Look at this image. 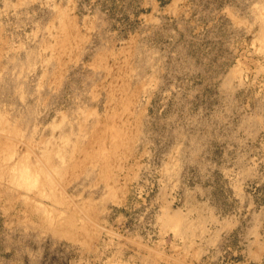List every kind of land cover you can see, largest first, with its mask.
Segmentation results:
<instances>
[{
    "label": "rangeland",
    "instance_id": "1",
    "mask_svg": "<svg viewBox=\"0 0 264 264\" xmlns=\"http://www.w3.org/2000/svg\"><path fill=\"white\" fill-rule=\"evenodd\" d=\"M262 37L264 0H0V264H264Z\"/></svg>",
    "mask_w": 264,
    "mask_h": 264
},
{
    "label": "bare ground",
    "instance_id": "2",
    "mask_svg": "<svg viewBox=\"0 0 264 264\" xmlns=\"http://www.w3.org/2000/svg\"><path fill=\"white\" fill-rule=\"evenodd\" d=\"M57 25L60 26V24H57ZM63 25H64V24H63ZM64 26H65V25H64ZM60 28H61V27H60ZM61 31H62V30H61ZM70 34H71V33H70ZM68 36H69V35H68ZM68 36H67V37H68ZM71 37H72V35H71ZM75 37H76V35H75ZM69 38H70V37H69ZM263 38H264V37H262V39H263ZM72 39H73V37H72ZM260 40H261V39H260ZM60 41H61V40H60ZM69 41H70V40H69ZM262 41H263V43H264V39H263ZM66 42H68V41H66ZM260 42H261V41H260ZM73 46H74V45H73ZM73 46H72V47H73ZM66 47H67V46H66ZM66 49H67V48H66ZM68 52H69V51H68ZM124 52H125V51H124ZM58 53H59V52H58ZM129 58H130V57H129ZM122 60H123V59H122ZM125 60H126V59H125ZM98 63H99V62H98ZM118 65H119V64H118ZM125 65H127V64H125ZM106 70H107V69H106ZM110 70H111V69H110ZM58 73H59V71H58ZM55 75H56V74H55ZM53 76H54V75H53ZM58 77H59V76H58ZM115 83H116V82H115ZM117 88H118V87H117ZM121 88H122V87H121ZM113 89H114V88H113ZM109 93H110V92H109ZM113 93H114V90H113ZM111 95H112V94H111ZM132 95H133V94H132ZM113 96H115V95L113 94ZM114 102H115V101H114ZM114 104H115V103H114ZM112 105H113V104H112ZM127 107H128V106H127ZM114 108H115V107H114ZM116 108H117V107H116ZM116 108H115V110H116ZM125 108H126V107H125ZM110 109H111V108H110ZM120 110H121V107H120ZM120 110H119L118 112H120ZM125 110L128 111L129 109H125ZM116 111H117V110H116ZM122 111H123V110H122ZM2 112H3V111H2ZM2 112H0V113H2ZM4 112H5V111H4ZM110 112H111V110H110ZM5 113H6V112H5ZM122 113H123V112H122ZM127 113H129V112H127ZM3 115H4V114H3ZM120 115H121V114H120ZM130 115H131V114H130ZM137 115H138V114H137ZM4 116H5V115H4ZM7 116H8V115H7ZM125 116H126V115H125ZM110 117H111V116H110ZM117 117H119V118L121 119V117H120L119 115H117ZM0 118H1V117H0ZM125 119H126V118H125ZM128 120H129V119H128ZM128 120H127V121H128ZM113 122H114V121H113ZM120 122H122V121H120ZM4 123H5V122H4ZM9 123H10V122H9ZM128 124H129V123H128ZM19 125H20V124H19ZM137 125H138V124H137ZM106 126H107V125H106ZM113 126H114V125H113ZM132 126H133V125H132ZM116 127H117V126H116ZM128 127H129V126H128ZM128 127H125V128H128ZM14 128H15V127H14ZM16 128H17V127H16ZM125 128H124V129H125ZM112 129H113V128H112ZM129 129L131 130V127H129ZM117 130H118V129H117ZM121 130H122V129H121ZM126 130H127V129H126ZM126 130H125V131H126ZM9 131H10V130H9ZM15 131H16V130H15ZM20 131H21V130H20ZM10 132H11V131H10ZM12 132H13V131H12ZM18 132H19V131H18ZM101 132H102V131H101ZM115 132H116V131H115ZM131 132H132V131H131ZM26 133H27V132H26ZM117 133H118V132H117ZM122 133H123V132H122ZM126 133H127V132H126ZM129 133H130V131H129ZM11 134H12V133H11ZM96 134H97V133H96ZM0 135H1V134H0ZM15 135H16V134H14V136H15ZM20 135H21V134H20ZM121 135H122V134H121ZM127 135H128V134H126V136H124V137H128ZM5 136H6V135H5ZM110 136H111V135H110ZM112 136L114 137V135H112ZM119 136H120V135H119ZM6 137H7V136H6ZM100 137H101V135H100ZM116 138H117V137H116ZM26 139H27V138H26ZM131 140H132V139H131ZM9 141H10V140H9ZM53 141H54V140H53ZM66 141H67V140H65V142H66ZM125 141H126V140H125ZM49 142H50V141H49ZM123 142H124V141H123ZM123 142H122V145H123L122 147H125V146H124L125 143H123ZM4 143H5V141H4ZM44 143H45V142H44ZM50 143H51V142H50ZM53 143H54V142H53ZM112 143H113V142H112ZM2 144H3V142H2ZM2 144H1V145H2ZM116 144H117V143H116ZM119 144H120V143H119ZM126 144H127V143H126ZM6 145H8V144H6ZM62 145H64V144H62ZM65 145H66V144H65ZM109 145H110V144H109ZM127 145H128V144H127ZM30 146H31V145H30ZM88 146H89V145H88ZM93 146H94V145H93ZM2 147H3V146H2ZM108 147H109V146H108ZM115 147H116V146H115ZM119 147H121V146H119ZM119 147H118V148H119ZM122 147H121V148H122ZM3 148H4V147H3ZM6 148H9V147L6 146ZM49 148H50V147H49ZM94 148H95V147H94ZM110 148H111V147H110ZM126 148H128V146H127ZM61 149L64 150V148H62V147H61ZM61 149H60V150H61ZM66 149H67V148H66ZM91 149H92V148H91ZM124 149H125V148H124ZM1 150H2V149H1ZM3 150H4V149H3ZM92 150H94V152H95V149H92ZM96 150H97V148H96ZM98 150H99V148H98ZM98 150H97V151H98ZM103 150H104V149H103ZM121 150H122V149H121ZM26 151H27V149H26ZM33 151H34V150H33ZM33 151H32V152H33ZM64 151H65V150H64ZM64 151H63V152H64ZM101 151H102V150H101ZM101 151H100V152H101ZM109 151H110V150H109ZM113 151H115V149H114ZM122 151H123V150H122ZM126 151H127V149H126ZM5 152H7V151H5ZM47 152H48V151H47ZM58 152H59V150H58ZM66 152H67V151H66ZM68 152H69V151H68ZM87 152H88V151H87ZM123 152H124V151H123ZM13 153H14V151H13ZM45 153H46V151H45ZM61 153H62V150H61ZM84 153H85V152H83V154H84ZM92 153H93V151H92ZM97 153H98V152H97ZM102 153H103V151H102ZM107 153H109V152H107ZM114 153H115V152H114ZM116 153H117V152H116ZM121 153H122V152H121ZM2 154H3V151H2ZM7 154L9 155V153H7ZM42 154H43V153H42ZM62 154H63V153H62ZM64 154L66 155L65 152H64ZM68 154L70 155V152H69ZM68 154H67V155H68ZM83 154H82V155H83ZM122 154L124 155V153H122ZM25 155H26V154H25ZM29 155H30V154H29ZM52 155H53V154H52ZM54 155H55V154H54ZM59 155H61V154H59ZM69 155H68V156H69ZM89 155H90L89 158H91V154H89ZM95 155H96V154H95ZM97 155H98V154H97ZM97 155H96V156H97ZM99 155H100V154H99ZM107 155H109V154H107ZM111 155H112V154H111ZM10 156H11V155H10ZM46 156H48V155L46 154ZM61 156H62V155H61ZM73 156H74V155H73ZM101 156H102V155H101ZM103 156L105 157V155H103ZM103 156H102L101 158L98 157V156H97V157L100 158V159H102ZM113 156H114V155H113ZM26 157H27V156H26ZM28 157H29V156H28ZM44 157H45V156H44ZM54 157H55V156H54ZM54 157H53V158H54ZM81 157H82V156H81ZM81 157H80V158H81ZM84 157H85V156H84ZM118 157H119V154H118ZM0 158H1V157H0ZM4 158H6V157H4ZM45 158H46V157H45ZM63 158H64V157H63ZM72 158H73V157H72ZM76 158L79 159L78 157H76ZM106 158H107V157H106ZM9 159H10V158H9ZM9 159L6 158V159H4V160H5V161H7V160L9 161ZM20 159H21V158H20ZM26 159H28V158H25V159H23V160L26 161ZM49 159H50V158H49ZM69 159H70V158H69ZM93 159H95V158L93 157ZM104 159H105V158H104ZM117 159H119V158H117ZM0 160H1V159H0ZM4 160L2 159V161H4ZM11 160H12V158H11ZM71 160H72V159H71ZM86 160H87V158H86ZM90 160H92V158H91ZM102 160H103V159H102ZM107 160H108V158H107ZM16 161H17V159H16ZM20 161H21V160H20ZM20 161H19V162H20ZM74 161H75V160H74ZM74 161H73V162H74ZM80 161H81V160H80ZM82 161H83V160H82ZM82 161H81V162H82ZM97 161H98V160H97ZM99 161H100V160H99ZM104 161H105V160H104ZM19 162H18V163H19ZM27 162H28V160H27ZM27 162H25L26 165H27ZM58 162H59V160H58ZM108 162H109V161H108ZM18 163L15 164V162H14L13 164L17 165ZM20 163L23 164L22 162H20ZM30 163H31V162H30ZM45 163H46V162H45ZM76 163H77V162H76ZM78 163H79V162H78ZM78 163H77V165L79 166ZM95 163H96V162H95ZM98 163H99V162H98ZM103 163H104V162H103ZM105 163H106V162H105ZM105 163H104V165H105ZM0 164H2V163H0ZM13 164H12V165H13ZM43 164H44V163H41V165H43ZM57 164H58V163H57ZM57 164L55 163L54 165H57ZM81 164H82V163H81ZM99 164H100V163H99ZM10 165H11V163H10ZM12 165H11V166H12ZM15 165H13V167L16 168ZM23 165H24V164H23ZM44 165H45V164H44ZM62 165H63V164H62ZM68 165H69V164H68ZM70 165H72V164H70ZM70 165H69V166H70ZM82 165H84V161H83V164H82ZM82 165H81V166H82ZM101 165H102V164H101ZM112 165H113V164H110V167H111ZM116 165H117V164H116ZM11 166H10V168H11ZM24 166H25V165H24ZM24 166H23L22 169H24ZM46 166H47V165H46ZM46 166H44V167H46ZM48 166H49V165H48ZM60 166H61V163H60ZM65 166H66V165H65ZM89 166H90V165H89ZM117 166L119 167V165H117ZM120 166H121V165H120ZM0 167H2V166H0ZM4 167H5V165H4ZM7 167H8V166H7ZM18 167H19V166H18ZM57 167H58V166H57ZM118 167H117V168H118ZM121 167H122V166H121ZM15 168H14V170H15ZM41 168H42V167H40V170H41L40 172H42V171L45 172V170H44L45 168H44V169H41ZM49 168H50V167H49ZM54 168H55V166H54ZM59 168H60V167H59ZM98 168H99V167H98ZM104 168H105V166H104ZM2 169H3V168H2ZM6 169H7V168H6ZM18 169H19V168H18ZM28 169H29V168H28ZM51 169H53V168H51ZM51 169H50V170H51ZM63 169H64V168H63ZM65 169H67V167H66ZM65 169H64V170H65ZM70 169H71V166H70ZM101 169H102V168H101ZM112 169H113V168H112ZM8 170H9V169H7V171H8ZM11 170H12V168H11ZM35 170H36V169H35ZM55 170H56V168L53 169V172H54L55 174H58V173L56 172L57 170H56V171H55ZM59 170H60V169H59ZM59 170H58V171H59ZM64 170H63V172H66V171H64ZM119 170H120V169H119ZM122 170H123V169H122ZM113 171H114V170H113ZM14 172H18V171H14ZM19 172L21 173V171H19ZM19 172H18V174H19ZM25 172H26V171H25ZM36 172H37V171H36ZM36 172H34V173H36ZM38 172H39V171H38ZM72 172H74V171H72ZM81 172H82V171H81ZM81 172H80V173H81ZM106 172H107V171H106ZM8 173H9V172H8ZM46 173H49V172H46ZM46 173H45V174H46ZM74 173H75V172H74ZM76 173H77V172H76ZM76 173H75V174H76ZM99 173H101V172H99ZM115 173H116V172H115ZM118 173H119V172H118ZM0 174H1V172H0ZM32 174H33V172H32ZM37 174H38V173H37ZM37 174H36V176H37ZM40 174H41V173H40ZM63 174H65V173H63ZM75 174H74V176H75ZM10 175H12V173L9 174V176H10ZM13 175H15V174H13ZM19 175H20V174H19ZM107 175H108V177L110 176V175H109V171H108V174H107ZM107 175H106V176H107ZM114 175H116V174H114ZM0 176H1V175H0ZM17 176H18V175H17ZM20 176H22V174H21ZM31 176H32V175H29V174H26V175L24 174V175H23V177L30 178V179H31ZM48 176H50V174H49ZM48 176H47V177H48ZM51 176H52V175H51ZM58 176H59V175H58ZM61 176H62V178H63L64 175H61V173H60V176H59V177L61 178ZM69 176H71V175L69 174ZM74 176H73V177H74ZM103 176H104V173H103ZM106 176H105V177H106ZM33 177H34V175H33ZM38 177H39V175H38ZM53 177H55V176H53ZM65 177H66V176H65ZM73 177H72V178H73ZM76 177L79 178L78 176H75L74 179H77ZM21 178H22V177H21ZM35 178H36V177H35ZM35 178H33V179H35ZM60 178H59V180L61 181ZM68 178H69V177H68ZM68 178H66V179H68ZM103 178H104V177H103ZM118 178H119V177H118ZM48 179H50V178H48ZM74 179H73V180H74ZM104 179H105V178H104ZM110 179L112 180L113 177H112V178L110 177ZM2 180H3V179H2ZM14 180H15V179H14ZM22 180H23V179H22ZM35 180H36V179H35ZM55 180H56V179H55ZM55 180H53V181H55ZM62 180H64V179H62ZM69 180H70V179H69ZM69 180H68V181H69ZM73 180H72V181H73ZM15 181H16V180H15ZM56 181H57V180H56ZM66 181H67V180H66ZM113 181H114V180H113ZM10 182H11V180H10ZM19 182H20V181H19ZM21 182L24 183L23 181H21ZM33 182H34V181H33ZM35 182H36V181H35ZM62 182H63V181H62ZM27 183L29 184L30 182L27 181ZM66 183H67V182H66ZM107 183H108V182H107ZM11 184H12V183H11ZM62 184H63V183H62ZM22 185H23V184H22ZM25 186H27V185H25ZM59 186H60V185H59ZM63 186H64V185H63ZM10 188H11V187H10ZM116 188H117V186H116ZM115 191H116V190H115ZM115 191H114V192H115ZM109 192H110V191H109ZM114 192L112 191L111 193L113 194ZM0 193L2 194L1 191H0ZM121 194H122V193H121ZM109 195H111V194H109ZM107 198H109V197L107 196ZM14 199H15V198H14ZM32 199H33V198H32ZM10 200H11V199H10ZM10 200H9V201H10ZM5 201H6V200H5ZM35 201H36V200H35ZM36 202H37V201H36ZM81 202H82V201H81ZM11 203H12V202H11ZM76 203H77V202H76ZM14 205H15V204H14ZM8 206H9V205H8ZM8 206H7V207H8ZM24 206H25V205H24ZM78 206H79V205H78ZM80 206H81V204H80ZM7 207L5 206V209H6ZM25 207H27V206H25ZM84 208H85V207H84ZM87 208H88V207H87ZM5 209H4V210H5ZM12 209H13V208H12ZM82 209H83V208H82ZM14 210H15V209H14ZM29 210H30V209H29ZM26 212H27V211H26ZM32 213H33V212H32ZM79 213H80V212H79ZM87 215H88V214H87ZM24 216H25V215H24ZM177 216H179V215H177ZM65 217H66V216H65ZM81 217H82V216H81ZM23 218H24V217H23ZM90 219L92 220V218H90ZM178 222H179V221H174V223H173L172 218L170 219V223H171V224L173 223V224L176 225V224H178ZM65 223H66V221H65ZM86 223H88V222H86ZM93 223H94V222H93ZM90 224H91V223H90ZM96 224H97V223H96ZM63 226H65V225H63ZM67 226H68V225H67ZM72 226H73V225H72ZM84 226H85V225H84ZM92 226H93V225H91V227H92ZM76 227H77V226H76ZM76 227L74 226V227H71V228H75V229H76ZM81 227H82V225H81ZM85 227H86V226H85ZM177 227H178V226L175 227L176 230H177ZM181 227H183V226H180L179 230L181 229ZM79 228H80V227H79ZM95 228H96V227H95ZM63 230H64V229H63ZM65 230H66V229H65ZM88 230H89V229H88ZM58 231H59V230H58ZM83 231H84V230H83ZM74 232H75V231H74ZM77 232H79V229H78ZM85 232H86V231H85ZM64 233H65V231H64ZM69 233L72 234L73 232H69ZM75 233H76V232H75ZM75 233H74V234H75ZM91 233H92V232H91ZM87 235L90 236L89 233H87ZM67 236H69V235H67ZM80 236H81V235H80ZM70 237H72V236H70ZM73 237H74V236H73ZM86 237H87V236H86ZM74 238H75V240L77 239L76 236H75ZM86 243H87V242H86ZM8 263H9V262H8ZM3 264H4V263H3ZM9 264H10V263H9Z\"/></svg>",
    "mask_w": 264,
    "mask_h": 264
}]
</instances>
